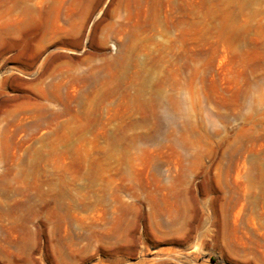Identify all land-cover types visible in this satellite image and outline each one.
I'll return each mask as SVG.
<instances>
[{
  "label": "rangeland",
  "instance_id": "obj_1",
  "mask_svg": "<svg viewBox=\"0 0 264 264\" xmlns=\"http://www.w3.org/2000/svg\"><path fill=\"white\" fill-rule=\"evenodd\" d=\"M0 264H264V0H0Z\"/></svg>",
  "mask_w": 264,
  "mask_h": 264
}]
</instances>
